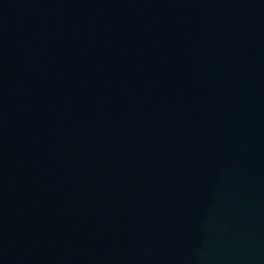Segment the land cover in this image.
I'll use <instances>...</instances> for the list:
<instances>
[{
    "label": "water",
    "instance_id": "1",
    "mask_svg": "<svg viewBox=\"0 0 264 264\" xmlns=\"http://www.w3.org/2000/svg\"><path fill=\"white\" fill-rule=\"evenodd\" d=\"M0 264H264V0H0Z\"/></svg>",
    "mask_w": 264,
    "mask_h": 264
}]
</instances>
